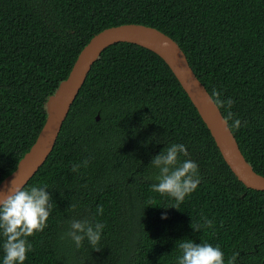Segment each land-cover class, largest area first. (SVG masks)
Masks as SVG:
<instances>
[{
  "label": "trees",
  "instance_id": "trees-1",
  "mask_svg": "<svg viewBox=\"0 0 264 264\" xmlns=\"http://www.w3.org/2000/svg\"><path fill=\"white\" fill-rule=\"evenodd\" d=\"M128 23L170 36L211 96L231 98L218 107L229 126L228 111L239 118L230 128L264 176V0H0V183L35 143L80 52ZM167 142L184 143L199 168L178 205L151 188L149 163ZM36 183L48 185L53 209L24 264H177L181 239L219 245L226 264L233 253L235 264H264V191L239 181L170 67L144 47L102 53L26 186ZM85 218L105 224L99 250L61 238Z\"/></svg>",
  "mask_w": 264,
  "mask_h": 264
},
{
  "label": "water",
  "instance_id": "water-1",
  "mask_svg": "<svg viewBox=\"0 0 264 264\" xmlns=\"http://www.w3.org/2000/svg\"><path fill=\"white\" fill-rule=\"evenodd\" d=\"M119 43L144 47L165 61L199 112L235 176L247 188L264 191V176L257 173L248 163L222 111L210 101L211 94L195 74L180 45L156 28L128 23L104 29L80 52L68 78L54 98L35 143L20 160L17 168L0 183V199L10 194L11 186H26L45 164L94 64L107 48Z\"/></svg>",
  "mask_w": 264,
  "mask_h": 264
},
{
  "label": "clouds",
  "instance_id": "clouds-1",
  "mask_svg": "<svg viewBox=\"0 0 264 264\" xmlns=\"http://www.w3.org/2000/svg\"><path fill=\"white\" fill-rule=\"evenodd\" d=\"M209 98L213 104L224 105L228 109L233 103L231 98L221 100L218 93H213ZM227 117L232 119L229 127H240L239 118H233L231 111H228ZM187 157L188 148L184 143L167 142L149 163L157 170L154 177L156 182L151 184L152 190L167 196L174 205L182 203L200 183L198 164ZM88 163L89 160L86 158L80 163L73 164L71 170L76 172L82 165L87 167ZM48 189V185L43 183L11 186L10 194L0 199V237L3 238L0 243L3 253L0 255V264H24L27 254L32 250L28 238L47 227L53 209V199ZM71 207L75 208L76 205L73 204ZM96 214H103L101 206L97 207ZM166 218V213H162V219ZM212 223L210 219L204 220V225L211 226ZM191 227L193 230H199L198 227ZM104 228L105 224L99 220L90 222L87 218L72 219L61 238H70L76 249H80L87 240L92 249L99 250ZM179 241L177 247L180 255L176 257L177 264H226L225 254L219 245L196 243L192 239ZM237 255L238 253H233L227 264H235Z\"/></svg>",
  "mask_w": 264,
  "mask_h": 264
}]
</instances>
